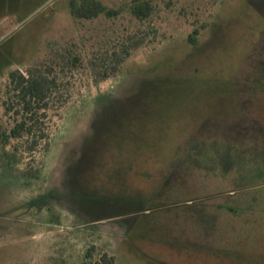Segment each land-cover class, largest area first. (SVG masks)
<instances>
[{"label":"rangeland","instance_id":"1","mask_svg":"<svg viewBox=\"0 0 264 264\" xmlns=\"http://www.w3.org/2000/svg\"><path fill=\"white\" fill-rule=\"evenodd\" d=\"M70 1L0 0V85L50 44L155 34L114 79L78 72L48 148L1 170L0 264H81L93 245L118 264H264V0H151L143 24L132 0L93 21Z\"/></svg>","mask_w":264,"mask_h":264},{"label":"trees","instance_id":"2","mask_svg":"<svg viewBox=\"0 0 264 264\" xmlns=\"http://www.w3.org/2000/svg\"><path fill=\"white\" fill-rule=\"evenodd\" d=\"M122 12L118 7L108 8L100 0H71L69 3V14L75 21H93L100 17L115 19ZM129 13L143 24L153 16L155 7L151 0H132ZM199 33V29L193 30L188 37L190 45L196 44ZM150 34H155V31L138 30L120 36L111 46L87 54L77 51L75 43L61 46L50 44L47 58L43 61L25 70H10L6 81L0 85V172L12 168L19 155H31L41 145L44 149L48 148L49 113L62 110L72 99L75 93L74 78L78 72L83 71L95 87L116 78L132 53L151 43L148 41ZM132 97L127 104L138 101L139 93L133 92ZM89 154L94 161L101 158L94 150ZM38 173L39 170L30 167L22 174L34 180L38 178ZM42 196L47 200L53 198L54 194ZM262 236L260 234L259 237ZM81 264L118 262L115 256L98 251L93 245L87 249Z\"/></svg>","mask_w":264,"mask_h":264},{"label":"flooded vegetation","instance_id":"3","mask_svg":"<svg viewBox=\"0 0 264 264\" xmlns=\"http://www.w3.org/2000/svg\"><path fill=\"white\" fill-rule=\"evenodd\" d=\"M55 196V195H54ZM54 196H53V198H54Z\"/></svg>","mask_w":264,"mask_h":264}]
</instances>
